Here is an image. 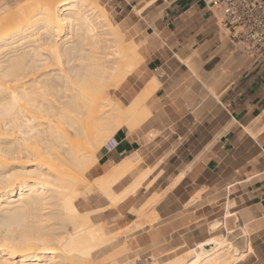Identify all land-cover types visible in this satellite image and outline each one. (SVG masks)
Wrapping results in <instances>:
<instances>
[{"label":"bare ground","instance_id":"obj_1","mask_svg":"<svg viewBox=\"0 0 264 264\" xmlns=\"http://www.w3.org/2000/svg\"><path fill=\"white\" fill-rule=\"evenodd\" d=\"M108 15L98 0H0V264H123L117 255L129 253L123 236L77 204L96 194L115 208L152 173L134 153L101 177L86 176L105 140L161 86L152 78L126 106L111 96L143 59ZM130 175V185L117 192ZM250 250L219 236L165 264H237ZM132 255L124 264H137Z\"/></svg>","mask_w":264,"mask_h":264},{"label":"crops","instance_id":"obj_2","mask_svg":"<svg viewBox=\"0 0 264 264\" xmlns=\"http://www.w3.org/2000/svg\"><path fill=\"white\" fill-rule=\"evenodd\" d=\"M101 1L110 22L140 44L144 60L119 88L121 99L130 104L155 77L161 86L115 133L118 146L101 148L87 175L101 177L134 153L152 173L116 209L91 194L84 210L101 211L96 216L121 230L141 222L132 234L153 264L226 235L242 250L251 248L237 264H264V66L219 27L209 0H152L143 15L135 9L151 0ZM221 68L227 77L215 83ZM216 221L222 223L213 229Z\"/></svg>","mask_w":264,"mask_h":264},{"label":"built area","instance_id":"obj_3","mask_svg":"<svg viewBox=\"0 0 264 264\" xmlns=\"http://www.w3.org/2000/svg\"><path fill=\"white\" fill-rule=\"evenodd\" d=\"M221 17L220 26L231 39L242 43V50L252 62L264 66V0H209ZM118 146L112 137L105 145L108 151Z\"/></svg>","mask_w":264,"mask_h":264},{"label":"rangeland","instance_id":"obj_4","mask_svg":"<svg viewBox=\"0 0 264 264\" xmlns=\"http://www.w3.org/2000/svg\"><path fill=\"white\" fill-rule=\"evenodd\" d=\"M99 1V3L101 4V5H103L104 7H105V5H104V3H103V1H101V0H98ZM106 8V7H105ZM220 20H221V17H220ZM125 33H126V40H127V42H131V40L133 41V42H135V43H137L136 42V40L134 39V38H132V36L131 35H129V33H127L126 31H124ZM138 44V48H139V50H140V44L139 43H137ZM143 59V58H142ZM143 61L144 60H142V63H143ZM139 68V67H138ZM138 68H137V70H138ZM136 70V71H137ZM196 71V70H195ZM135 73V72H134ZM227 77V74H226V72H225V70H224V68H221V73L218 75V76H216V78L215 79H213V82H217V83H219V82H221L222 80H224L225 78ZM116 91V92H115ZM115 91H113V92H111V96H112V94H113V98H115V99H118L123 105H125L126 106V104L128 105V103H127V101H124V100H122L121 99V97H120V93H119V89H117V90H115ZM209 91L211 92V93H213L214 94V89H213V87H210L209 88ZM128 125H126L125 127H127ZM138 127H140V125L139 126H137L136 128H138ZM113 137V136H112ZM111 136L110 137H108V139L110 140L111 138H112ZM109 140H105L106 141V143L109 141ZM106 144H105V142H104V144H103V147L105 146ZM95 166H97V165H95ZM95 166H93V167H95ZM92 167V168H93ZM88 174V173H87ZM87 177H88V175H86ZM89 178V177H88ZM98 178V177H97ZM96 179V178H95ZM84 196V195H83ZM90 196V195H89ZM88 196V197H89ZM87 197V198H88ZM83 199H86V198H84V197H81L80 199H78L77 200V204H78V206H79V208H80V210L81 211H87V210H84V206H83ZM101 211H93V213L91 212V215H92V218H93V221L95 222V223H100V224H103L106 228H107V231L109 232H111V233H113V234H115L116 236H119V237H122L123 236V238H122V240L124 239V241H125V243H124V241H123V246H125L124 244H126V246L129 248V253H123V254H119V255H117L118 256V259H119V261L120 262H122L123 264L125 263L124 261H128V260H130V257L131 256H133L132 254L133 253H136V257L135 258H137L138 260H137V264H153L152 263V261L151 260H148V257H151V255L152 254H150V253H148V251L146 250V249H141V248H139V247H137V245H136V243H135V241H134V235L132 234V230H128L127 232H125V229L124 230H121V229H119L117 226H115V225H113V224H109L108 222H106V221H103V219L101 218V217H98V216H96V214L97 213H100ZM105 223V224H104ZM131 233H130V232ZM127 233V234H126ZM123 246H119L118 248H117V250L116 251H119V248H123ZM141 250H143V251H141ZM131 251V252H130ZM119 252H117V254H118ZM137 253H138V255H137ZM111 254H113V252H111ZM129 254H130V256H129ZM181 254V253H180ZM114 255H116V252L113 254V256ZM110 256V255H109ZM108 256V257H109ZM113 256H111V257H113ZM135 256V255H134ZM115 257V256H114ZM120 257V258H119ZM127 257H129L128 259H127ZM139 257V258H138ZM115 259H117V257H115ZM152 259V258H151ZM111 260V259H110ZM131 260H134V259H131ZM141 260V261H140ZM112 261V260H111ZM110 261V262H111ZM147 261V262H146ZM146 262V263H145Z\"/></svg>","mask_w":264,"mask_h":264}]
</instances>
